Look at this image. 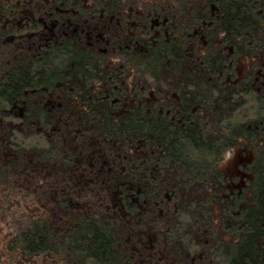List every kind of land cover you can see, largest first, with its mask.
I'll return each instance as SVG.
<instances>
[{
  "label": "trees",
  "instance_id": "trees-1",
  "mask_svg": "<svg viewBox=\"0 0 264 264\" xmlns=\"http://www.w3.org/2000/svg\"><path fill=\"white\" fill-rule=\"evenodd\" d=\"M58 1L94 15L108 2L125 12V38L111 27L100 53L49 32ZM37 2L46 29L27 39L19 25ZM184 2L0 0V232L12 264H185L208 239L216 264H264V0H202L189 26L211 24L208 44L188 55L182 24L161 39L144 31ZM229 53L239 66L223 84ZM176 92L182 123L165 113ZM237 151L250 159L231 171ZM111 154L153 168L137 182Z\"/></svg>",
  "mask_w": 264,
  "mask_h": 264
},
{
  "label": "flooded vegetation",
  "instance_id": "flooded-vegetation-1",
  "mask_svg": "<svg viewBox=\"0 0 264 264\" xmlns=\"http://www.w3.org/2000/svg\"><path fill=\"white\" fill-rule=\"evenodd\" d=\"M156 6H163L162 4H155ZM166 6H170L169 4H165ZM44 3L37 2V6H34L32 10L28 13H26V18L23 20L25 22H22L19 26L23 29L22 32L24 33V36L27 39H32V37L39 36L42 34L40 30V26L42 25V29H46V19L44 17H41L43 12V7ZM54 6V11H49V18L50 20V26L47 29L49 32H57L59 31L60 33H63V36H65L67 39L69 38H80V39H85L86 40V46L89 48L94 47V42H98V47H99V52L100 53H108L110 48V40L111 37L107 34L112 27L113 29H118V32L120 33V37L123 39L125 38L124 33H126V22L124 21V11L121 13L123 15L116 16L113 12H110L111 9V4L106 2L104 4L103 9L101 10L100 14H90L89 12H86L84 10H80L79 7L85 6L84 4L78 3V2H63V1H58L53 3ZM36 7V8H35ZM180 7L182 5L180 4ZM164 9V8H160ZM200 9V10H199ZM212 13H214V8L212 7ZM160 14H157V17L155 18H147L144 20L145 26H144V31L145 33L147 31H152L154 33V39H161L164 38L166 33H170L171 30L174 31L175 28L181 24L180 20L176 17L173 16V9L170 10H160ZM196 13L200 16L201 14L204 13L202 11V8H198ZM85 14L87 16H85ZM78 15H83L84 18H78ZM71 16V17H68ZM188 10L185 11V15L182 19V32H183V39L185 37V44H186V54L188 55L189 53H195L196 47L198 45L206 46L208 44V39L206 41H201L203 37L199 40H196L195 37H197L200 33L203 32L202 27L200 29L195 30L194 33L192 32V29L197 27V26H202L206 25L205 21H201L197 23L196 25L190 27V19H188ZM75 20H78L75 21ZM135 22V29H141V22H143L140 19H134ZM93 25H95V28H93ZM99 25H102L100 29H98ZM171 25V27H169ZM37 26V28H36ZM143 27V26H142ZM175 27V28H174ZM71 32V34L69 33ZM168 35V34H167ZM209 38V36H208ZM123 54H131V53H123ZM136 54V53H134ZM119 69L123 70L126 69V67H119ZM124 77V76H123ZM117 85V84H116ZM144 89V87H142ZM41 90H45L43 87ZM40 90V91H41ZM171 99L167 111L165 112L167 117L170 118L172 122H177V123H182L184 120L188 121L189 118H187L186 115L181 114V109H184V105L188 104V101L186 99H181L179 96V93H172ZM155 100L152 103L151 110L154 111V115L156 114H163L165 111L162 109L160 113H157L158 106H156V100L158 98H154ZM119 101L115 100L114 104ZM38 102V101H37ZM39 103V102H38ZM58 104V103H57ZM60 105V103H59ZM167 106V105H166ZM180 106V107H179ZM22 115V114H21ZM142 140H137L134 143V146H131L130 148L134 149L137 152H144L142 150ZM236 153H240L243 155L240 151H237ZM112 155V154H111ZM113 156V155H112ZM244 158L250 159V156H245L243 155ZM114 160H118L120 167L122 169V172L127 171L129 167L131 168H153L152 164H142V163H134L130 162L127 164L123 163V159L121 155L113 156ZM104 167H108L107 163L103 164ZM156 166V165H155ZM133 180L137 182H141L140 179L133 178ZM148 180V179H144ZM172 228V227H171ZM167 228V230H173V228ZM164 237V236H163ZM168 237V236H167ZM166 238V236H165ZM150 244H153L154 248L156 247V243L150 238ZM209 242L206 240L198 243L193 249H188L187 250V257H186V263L185 264H214L211 256H209L207 252V246ZM152 264H157L156 260H152ZM146 264H149L146 262Z\"/></svg>",
  "mask_w": 264,
  "mask_h": 264
},
{
  "label": "rangeland",
  "instance_id": "rangeland-1",
  "mask_svg": "<svg viewBox=\"0 0 264 264\" xmlns=\"http://www.w3.org/2000/svg\"><path fill=\"white\" fill-rule=\"evenodd\" d=\"M200 2H202V0H185L184 3H182V7L178 10L176 9L177 13H175L174 16H176L180 21H182L184 15H185V11L188 10V19H191L190 16L191 15H194L196 14V11L198 10L197 8L199 7L200 5ZM202 4V3H201ZM193 7H196L195 9H193ZM197 9V10H196ZM200 10V9H199ZM182 24V22H180ZM211 24H207L206 25H202V26H197L195 28L192 29V32L194 33L195 30H198L200 29V27H202L203 29V32L200 33L197 37H195L196 40H199L203 37V39L201 41H206L208 39V36H209V29L211 28ZM232 52V50H230ZM230 55H233L232 59H231V63H230V69L229 71L226 70L225 73H222V79L224 80V82H221L223 84H225V80L226 78L228 77V75L230 73H236V70L238 71V66H239V57L240 55L238 53H229ZM238 62H237V60ZM236 69V70H235ZM228 83V82H227ZM224 86V85H223ZM244 160V157L240 154V153H235L233 156H232V159H231V163H230V166H231V171H234L235 168H236V165L240 162ZM139 170L137 168H131L129 167V169H127V172H130L132 173V179L133 178H136V179H139L136 175V171ZM66 203H68L67 205L72 208V206H74V203L73 201H68V200H65ZM73 204V205H72ZM9 211V210H8ZM161 211V212H160ZM159 212L160 213H163V210L159 209ZM165 212V211H164ZM162 215V216H161ZM160 216L161 217H164L166 218L163 214H161ZM169 226H166V230ZM171 228V227H169ZM173 228V227H172ZM171 228V229H172ZM171 231V230H169ZM7 231L3 230L2 232H0V264H12L6 250H5V247H6V244L5 242L3 241V237L6 235ZM208 239V238H207ZM207 242H209V239L206 240ZM213 245L209 242L208 246H207V252L209 254V256H211L212 260H213V263L216 264V259L213 255Z\"/></svg>",
  "mask_w": 264,
  "mask_h": 264
}]
</instances>
